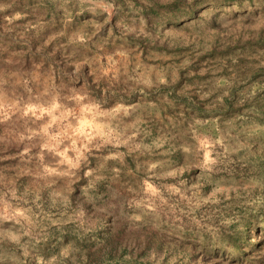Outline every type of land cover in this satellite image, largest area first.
<instances>
[{
  "label": "rangeland",
  "instance_id": "obj_1",
  "mask_svg": "<svg viewBox=\"0 0 264 264\" xmlns=\"http://www.w3.org/2000/svg\"><path fill=\"white\" fill-rule=\"evenodd\" d=\"M0 264H264V0H0Z\"/></svg>",
  "mask_w": 264,
  "mask_h": 264
}]
</instances>
